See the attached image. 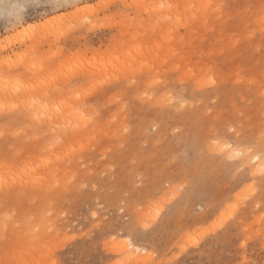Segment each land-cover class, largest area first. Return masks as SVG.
<instances>
[{
    "label": "rangeland",
    "instance_id": "rangeland-1",
    "mask_svg": "<svg viewBox=\"0 0 264 264\" xmlns=\"http://www.w3.org/2000/svg\"><path fill=\"white\" fill-rule=\"evenodd\" d=\"M0 264H264V0H0Z\"/></svg>",
    "mask_w": 264,
    "mask_h": 264
},
{
    "label": "bare ground",
    "instance_id": "bare-ground-1",
    "mask_svg": "<svg viewBox=\"0 0 264 264\" xmlns=\"http://www.w3.org/2000/svg\"><path fill=\"white\" fill-rule=\"evenodd\" d=\"M88 5H86L85 7L83 6L82 8L80 7V8H78L77 10H75V12H74V14H76V15H78L79 13H81V12H84V11H86V10H88V8H92V7H87ZM91 6V5H90ZM52 21H53V19H52ZM57 21H59V20H57ZM51 22V21H50ZM49 22V23H50ZM54 22V21H53ZM51 24V23H50ZM77 76V75H76ZM259 158L257 157V158H255V160H258ZM258 162V161H257ZM132 244H131V248H132ZM138 250H139V247L137 248Z\"/></svg>",
    "mask_w": 264,
    "mask_h": 264
}]
</instances>
